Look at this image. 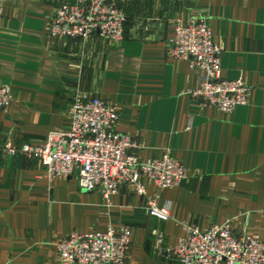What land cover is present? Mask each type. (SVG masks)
Segmentation results:
<instances>
[{"label": "crops", "instance_id": "obj_1", "mask_svg": "<svg viewBox=\"0 0 264 264\" xmlns=\"http://www.w3.org/2000/svg\"><path fill=\"white\" fill-rule=\"evenodd\" d=\"M62 0H4L0 81L13 99L0 109V264H62L56 243L71 231L130 230L126 264H178L156 245L173 247L186 227L206 231L232 222L236 233L264 237V0H116L126 14L117 44L91 42L82 59L73 40L46 31ZM203 17L221 47V77H241L248 102L231 113L203 106L189 91L200 74L168 54L177 20ZM119 113L116 130L138 143L140 161L169 154L187 176L158 191L159 220L132 185L107 199L79 187L77 175L48 177L35 158L2 152L6 143L40 145L68 125L76 89ZM148 194L156 192L143 180Z\"/></svg>", "mask_w": 264, "mask_h": 264}, {"label": "built area", "instance_id": "obj_2", "mask_svg": "<svg viewBox=\"0 0 264 264\" xmlns=\"http://www.w3.org/2000/svg\"><path fill=\"white\" fill-rule=\"evenodd\" d=\"M4 0H0V15ZM127 17L116 0H62L50 18L47 37L78 42L82 59L91 42L117 44L125 37ZM168 54L184 60L200 74L197 89L189 92L203 106L231 113L248 102L250 87L241 77H221V47L212 41L203 17L177 20ZM13 99L11 87L0 81V109ZM119 113L105 99L76 89L68 111L65 130L51 131L40 145L6 143L2 152L21 153L41 162L48 177L77 175L79 187L102 189L104 196L116 193L122 185H132L147 201V211L159 220L170 217L166 207H157L158 191L179 185L187 176L183 163L169 154L140 161L134 149L138 143L128 133L116 130ZM156 192L148 194L143 182ZM156 245L165 257L178 264H264V237L236 233L232 222L211 225L206 231L186 227L173 247H164V233H155ZM127 226H108L103 232L71 231L56 243L62 264H126L130 249Z\"/></svg>", "mask_w": 264, "mask_h": 264}]
</instances>
